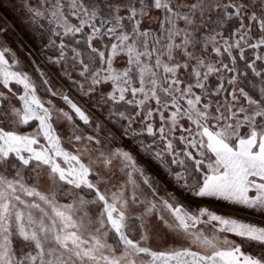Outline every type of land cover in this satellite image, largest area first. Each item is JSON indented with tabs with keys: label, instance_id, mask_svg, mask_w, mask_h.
Masks as SVG:
<instances>
[{
	"label": "snow or ice",
	"instance_id": "obj_1",
	"mask_svg": "<svg viewBox=\"0 0 264 264\" xmlns=\"http://www.w3.org/2000/svg\"><path fill=\"white\" fill-rule=\"evenodd\" d=\"M0 264H264V0H0Z\"/></svg>",
	"mask_w": 264,
	"mask_h": 264
}]
</instances>
